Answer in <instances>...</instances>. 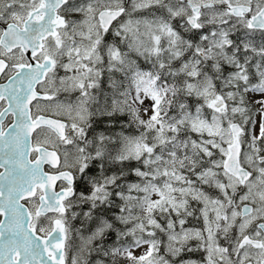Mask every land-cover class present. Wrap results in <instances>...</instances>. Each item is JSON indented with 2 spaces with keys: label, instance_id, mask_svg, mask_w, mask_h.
I'll return each instance as SVG.
<instances>
[{
  "label": "snow or ice",
  "instance_id": "6c2138e0",
  "mask_svg": "<svg viewBox=\"0 0 264 264\" xmlns=\"http://www.w3.org/2000/svg\"><path fill=\"white\" fill-rule=\"evenodd\" d=\"M0 79V264H264V0H0Z\"/></svg>",
  "mask_w": 264,
  "mask_h": 264
},
{
  "label": "rangeland",
  "instance_id": "374dc122",
  "mask_svg": "<svg viewBox=\"0 0 264 264\" xmlns=\"http://www.w3.org/2000/svg\"><path fill=\"white\" fill-rule=\"evenodd\" d=\"M145 15H147V13H145ZM70 18H74V19H80L79 16H76V17H70ZM111 37H108V39H110ZM71 73H69L70 75ZM59 76H63L65 75L64 71L61 69L58 73ZM78 96V93L76 92H73V93H68V92H59L57 93L54 97H53V100L52 101H47V102H41V104L43 105H51V109L49 111H47L46 113H44L46 116H50V117H53V118H56V119H59V120H63V121H66V123H69L70 121L68 120V117H67V114L64 113V114H56L57 113V109H56V105L59 103V104H68V103H75L76 101V97ZM33 111H35V109H33ZM205 112L208 113V118L211 119V115H210V110L208 109H205ZM259 118L257 117V120ZM251 131H255V133L258 135L259 134V125L257 124L254 129H250V133ZM206 136V134H205ZM250 138V137H249ZM67 147H71V146H67ZM224 147H227V145L225 144ZM243 147V150L242 151H246L247 150V145H242ZM216 153H217V157L216 158H220V154L218 152V150H214ZM209 192L211 191V189H207ZM133 195H136V193H133ZM153 199H155V197H153ZM28 206V205H27ZM192 207L193 208H198L200 207V205H197V203L195 201L192 202ZM196 216H199V212H196ZM189 219H192V222L191 220ZM189 220V223L186 225V227H189V226H192V227H201L202 226V220L197 222V220L193 217H189L188 218ZM77 223L79 222L78 220L76 221ZM163 222V221H161ZM75 227L76 225L73 224ZM39 234V233H38ZM158 235L160 236V238L162 239H166V237H163L162 234H159ZM79 241L78 239L75 237V235H73V240L70 241V247L68 248L67 252H66V262L67 264H72V257L73 255L76 253V250H77V245H78ZM163 253V247L161 248V254ZM137 255H139L140 253L137 252L136 253ZM200 255L201 254H198L195 255L193 254V258L194 259H200Z\"/></svg>",
  "mask_w": 264,
  "mask_h": 264
},
{
  "label": "trees",
  "instance_id": "16d2710c",
  "mask_svg": "<svg viewBox=\"0 0 264 264\" xmlns=\"http://www.w3.org/2000/svg\"><path fill=\"white\" fill-rule=\"evenodd\" d=\"M142 63H143V62H142ZM103 79L105 80V87H106V86H107V84H106V78H103ZM128 132H130V134H137V133H136L135 126H133L132 128L128 129ZM191 135L193 136V138H198L197 134H195V133H192ZM130 180H131L132 182H135V181H136V177L132 176V177H130ZM210 192H213V190H211ZM213 194H214V193H213ZM72 224H75L76 227L79 226V222L77 223L76 221H73ZM197 255H198V254H197Z\"/></svg>",
  "mask_w": 264,
  "mask_h": 264
},
{
  "label": "flooded vegetation",
  "instance_id": "af4514ba",
  "mask_svg": "<svg viewBox=\"0 0 264 264\" xmlns=\"http://www.w3.org/2000/svg\"><path fill=\"white\" fill-rule=\"evenodd\" d=\"M110 37V36H109ZM111 39V38H110ZM6 81L5 80H2V79H0V83H5ZM37 89L39 90V85L37 86ZM53 100V99H52ZM52 100H50V101H52ZM35 103V102H34ZM63 121V120H62ZM8 122H10V121H7L6 123H8ZM64 123H66V121H63ZM37 131H39V129L37 130ZM35 138H36V132H34L33 134H32V143H33V145L35 144ZM242 150H243V147H242ZM33 155H34V153H33ZM46 168H47V166H46ZM22 203H24V202H22ZM26 207H28L27 205H25ZM0 219H1V217H0ZM189 220H191V222H192V219H189ZM189 227H192V226H189ZM195 255H197V254H195ZM198 256V255H197Z\"/></svg>",
  "mask_w": 264,
  "mask_h": 264
},
{
  "label": "water",
  "instance_id": "95a60500",
  "mask_svg": "<svg viewBox=\"0 0 264 264\" xmlns=\"http://www.w3.org/2000/svg\"><path fill=\"white\" fill-rule=\"evenodd\" d=\"M46 118H48V117H46ZM48 119H53V118H48ZM53 120H56V119H53ZM62 122V121H61ZM22 202V201H21ZM1 219H3V217H1ZM65 264H66V261H65Z\"/></svg>",
  "mask_w": 264,
  "mask_h": 264
},
{
  "label": "bare ground",
  "instance_id": "6f19581e",
  "mask_svg": "<svg viewBox=\"0 0 264 264\" xmlns=\"http://www.w3.org/2000/svg\"><path fill=\"white\" fill-rule=\"evenodd\" d=\"M130 133V132H129Z\"/></svg>",
  "mask_w": 264,
  "mask_h": 264
}]
</instances>
